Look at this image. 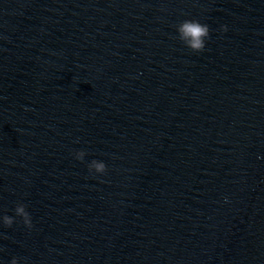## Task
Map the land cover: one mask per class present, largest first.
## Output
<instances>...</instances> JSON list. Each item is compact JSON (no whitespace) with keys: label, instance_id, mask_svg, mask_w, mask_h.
<instances>
[{"label":"clouds","instance_id":"clouds-1","mask_svg":"<svg viewBox=\"0 0 264 264\" xmlns=\"http://www.w3.org/2000/svg\"><path fill=\"white\" fill-rule=\"evenodd\" d=\"M224 31H227V26H221ZM176 33L182 43L193 52H201L205 49L207 40L210 36V27L207 23H203L195 18L183 19L176 25ZM74 156L79 161H85L87 151L84 149L78 150L74 153ZM88 171L92 174H104L107 171V164L102 159L93 158L87 163ZM227 199V197H225ZM15 215L3 214L0 215V224L7 226L13 225L16 222V218L22 219L24 225L28 228H32L33 222L30 212L27 206L23 202H19L15 206ZM0 264H4V261L0 259ZM9 264H19V259L13 256Z\"/></svg>","mask_w":264,"mask_h":264}]
</instances>
